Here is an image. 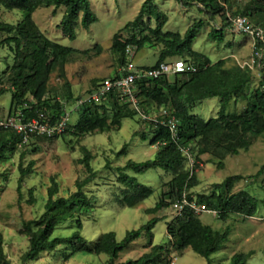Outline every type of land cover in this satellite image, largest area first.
<instances>
[{
  "label": "trees",
  "instance_id": "1",
  "mask_svg": "<svg viewBox=\"0 0 264 264\" xmlns=\"http://www.w3.org/2000/svg\"><path fill=\"white\" fill-rule=\"evenodd\" d=\"M175 2L183 7L195 3L199 6V11L209 20L220 18L224 21L221 26L213 27L207 34L208 38L217 44L223 42L225 30L231 29L226 13L231 18L245 17L254 27L264 30V0H249L236 13L228 12L229 0H175ZM0 6L8 11L16 10L23 14L22 19L16 24L0 22V35L5 36L0 40V48L6 47L13 56L8 71L0 72V76H5L8 83L6 90L0 89V96L8 92L11 97L7 115H13L18 111L23 118L29 119L35 117L38 112L44 111L52 119L59 118L64 109L72 107L82 95L73 97L67 89L64 94L65 100H56L50 104L44 98L47 93L48 78L55 69L61 71L63 64L78 51L43 36L33 23L31 14L40 8H63L64 13L59 22L61 34L73 41L76 38L77 24L87 30L97 21L89 0H0ZM146 9L149 19L157 20L159 13L155 4L152 0H144L135 18L127 22L121 30L129 28L134 30L141 25ZM160 15L162 21L156 27H144L143 30L147 34L131 33V36L124 40L119 39V32L112 36L111 50L119 55L120 65L124 62L126 46H134L137 51L144 46L160 45L155 64L142 69L157 67L170 57L185 54L191 60H182L194 66L195 72L172 75L174 78L171 82L167 80L168 77L162 76L154 80H137L135 83L140 108L146 115L147 109L152 107L155 111L161 107L174 111L177 134L176 138H171L168 129L149 123L150 137L148 139L145 135H141V140L148 141L150 146L161 143L156 148L153 159L143 162L128 160L123 166L113 169L106 160L104 168L113 171L115 182L120 184L119 188H121V197L115 202L130 208L150 197L154 192L153 188L139 183L127 172L144 174L149 170L159 169L169 173L171 178L162 183L163 189L157 201L145 210L147 214L153 215L161 209L170 207L184 195L188 203L204 205L207 210L214 211L216 218L221 222H225L229 216L246 219L254 217L258 204L264 205V193L263 198L259 200L246 190L233 192L235 184L244 179L240 175L228 176L221 183L211 184L209 191L204 194L193 196L189 190L198 184L195 171L199 168V156L203 154L213 156L218 160V169H221L222 161L226 156H235L239 150H247L254 139L264 134V58L259 62L261 78L258 87L247 95L246 88L251 82V72L247 67H225L224 60L212 63L206 56L191 49L196 35L204 26L202 20L192 23L180 36L177 32L162 31L161 26L166 17L162 13ZM258 47L264 51L263 44H258ZM87 52L83 50L80 53L87 54ZM210 98L218 100L219 110L215 117L204 120L192 114V110L200 102ZM239 100H247L243 110L240 113H226L229 103ZM73 111L77 113V120L72 124L71 120L69 121L62 136L69 129L78 135L109 132L113 127L118 129L121 120L137 116L136 112L120 101L115 93L110 94L104 103H81ZM16 146H21L19 136L11 129L0 127V161L4 160L8 151H12ZM183 147H187L193 156L190 170L183 169L187 161L180 151ZM126 149L127 144H124L115 156L124 155ZM22 157L23 154H20V160ZM90 159V154L84 150L80 164L85 168L87 176L82 180H75V190L67 197L57 195L58 185L54 178L50 179L41 215L21 224V233L27 237L28 242L27 250L20 256L21 264H31L41 253L54 251L58 247L68 248L73 253L104 254L107 256L104 264H168L170 249L174 251L190 249L210 264V256L227 242L229 228L226 227L221 232L214 231L209 226L203 225L198 215L186 207L181 215L172 217L166 223L167 245H152L151 230L160 220L156 217H152L135 230L127 231L120 241L115 239L113 232H106L100 234L95 242L89 243L80 235L82 221L79 216L95 206V198L87 195L83 190L96 176V172L89 166ZM32 165L33 163L29 162L25 168H22L21 162L18 164L19 179L16 189L18 201L22 198L20 184L22 179L32 172ZM263 172L264 164L255 175L247 178L256 180ZM261 188L264 191V177ZM33 192V188L27 190L25 204L35 203ZM66 222L73 224L74 231L68 236L53 237L56 228ZM142 235L147 238L145 248H148V251L136 259L118 262L119 253L128 249ZM251 255L252 252L235 253L225 264H246ZM0 264H11L3 253L1 239Z\"/></svg>",
  "mask_w": 264,
  "mask_h": 264
},
{
  "label": "rangeland",
  "instance_id": "2",
  "mask_svg": "<svg viewBox=\"0 0 264 264\" xmlns=\"http://www.w3.org/2000/svg\"><path fill=\"white\" fill-rule=\"evenodd\" d=\"M144 0H89L91 9L97 21L92 23L87 30L79 24L75 28L76 38L70 41L61 34L59 22L64 13L63 8H40L31 14V19L40 33L62 46L76 49L63 64L62 72L55 69L50 73L45 99L49 103L56 100H65L67 89L75 97L78 94L85 96L87 91L99 80L114 77L120 68L119 55L111 50V38L119 32V39L124 40L131 33L147 34L144 29L154 28L161 23V13L166 17L162 24V31L177 32L183 35L186 28L192 23L202 20L204 26L196 35L191 49L206 56L212 63L224 60L225 67H247L251 72V82L246 88V94L250 95L258 87L261 78L260 64L252 60L251 40L228 28L224 32L223 42L220 44L208 38V32L215 26L224 23L220 18L209 20L199 11V6L192 3L189 7H183L175 0H152L158 10L157 20L148 16L147 9L142 18V24L134 30H121L127 22L132 21L137 15L140 5ZM249 0H229L228 12L236 13ZM23 17L20 11H8L0 6V22L16 24ZM264 17V16H263ZM264 19V18H263ZM262 19V20H263ZM261 20V19H260ZM141 31V33L139 32ZM5 36L0 35V40ZM160 45L144 46L135 50L132 62L135 67H151L155 64ZM87 50V54L80 53ZM264 58V51H262ZM186 59L188 55L173 56L167 60ZM13 56L6 47L0 48V72L12 64ZM61 73V74H60ZM1 75V74H0ZM180 77V76H178ZM173 76H168L171 82ZM8 83L5 76H0V89L6 90ZM10 93L5 92L0 96V117L8 114L10 107ZM30 99V98H29ZM247 100L230 102L226 113H240ZM219 110L216 98L205 99L193 110L192 114L204 120L215 117ZM147 116L153 117L157 111L147 109ZM70 123H75L77 113L70 114ZM151 127L148 122L135 116L120 121V127H114L109 132H94L87 135L74 134L69 129L63 136L52 139L30 140L26 145L16 146L8 151L5 159L0 161V239L3 253L11 264H21L20 256L27 250V237L21 233V224L24 221L38 218L43 211L46 199V188L49 181L54 178L58 185L59 197H67L75 190V180H82L87 176L85 168L80 164L84 156V150L90 154L89 166L96 172L95 179L84 187L87 195L95 198V206L87 213L80 215L82 229L80 235L89 243L96 241L102 233L113 232L115 239L120 241L125 233L135 230L145 224L152 217L160 220L151 230L152 245H167L166 223L172 219L170 207L161 209L153 215L147 214L145 208L154 205L162 191V183L168 181L171 175L159 169L149 170L144 174H135L128 171L127 174L134 177L139 183L153 188V194L138 203L134 207H126L115 201L121 197L120 184L115 182V176L111 169L123 166L128 160L143 162L154 158L157 146H150L148 141H142L141 135L150 137ZM133 135H136L133 137ZM124 144L127 149L124 155L115 156ZM34 149V150H33ZM35 151V152H34ZM20 154L23 157L20 160ZM194 154V153H193ZM199 168L195 171L198 181L197 186L189 192L196 196L209 191L210 185L221 183L226 177L240 175L243 180L235 184L233 192L246 190L257 199L263 198L261 184L263 174L256 180L247 178L255 175L264 164V134L252 141L247 150H239L235 156H226L218 169V160L209 154L199 156ZM106 160L111 169H105ZM21 162L25 168L32 162V172L22 179L20 191L21 200L18 201L17 186L19 179L18 164ZM193 156L184 163L183 169L190 170ZM33 188L35 203L25 204L27 190ZM203 225L212 230L221 232L229 228L227 242L223 247L210 256V264H225L235 253L252 255L246 264H264V205L259 203L254 217L242 218L229 216L225 222H221L212 216L210 211L198 215ZM74 231V226L66 222L56 228L52 236L64 237ZM147 238L142 235L126 250L118 255V262L128 259H136L148 251L145 248ZM107 256L104 254L91 255L86 253H73L65 247H58L51 252L41 253L31 264H104ZM168 264H207L206 260L193 253L190 249L174 251L170 249Z\"/></svg>",
  "mask_w": 264,
  "mask_h": 264
},
{
  "label": "built area",
  "instance_id": "3",
  "mask_svg": "<svg viewBox=\"0 0 264 264\" xmlns=\"http://www.w3.org/2000/svg\"><path fill=\"white\" fill-rule=\"evenodd\" d=\"M227 19L230 21L231 29L237 33L245 35L251 40L252 46V60L254 64H258L262 59V49L258 44L264 45V30L260 27H254L247 18L236 17L231 18L226 13ZM134 46H126L124 49V62L117 71V76L112 78H104L98 84L85 94L72 107H66L62 115L57 119H52L44 111H40L35 117L25 119L20 112L0 117V127L11 129L20 138V145L27 144L34 137H45L48 139L60 137L67 129L70 121L71 112L81 103H104L108 96L115 93L120 101L126 103L129 109L136 112L137 116L143 121L152 123L153 126H162L168 129L171 138H176L177 134V120L172 109L164 107L159 108L153 117H148L140 108L139 100L135 83L137 80H154L162 76H172L177 74L195 72V67L186 63L182 59L167 60L160 63L157 67L142 69V67H135L132 62V56L135 51ZM157 143L156 146H160ZM186 159L190 160V153L187 147L180 149ZM189 208L194 214L199 215L202 212H207L204 205H197L194 202L188 203L184 195L181 200L174 202L170 206L172 217H177L182 214L184 208ZM211 214L216 215L214 211Z\"/></svg>",
  "mask_w": 264,
  "mask_h": 264
},
{
  "label": "crops",
  "instance_id": "4",
  "mask_svg": "<svg viewBox=\"0 0 264 264\" xmlns=\"http://www.w3.org/2000/svg\"><path fill=\"white\" fill-rule=\"evenodd\" d=\"M151 147H152V146H151ZM154 153H155V152H154ZM145 210H146V208H145ZM145 210H144V211H145ZM212 216L214 217V215H213V214H212ZM133 243H134V242H133ZM133 243H132V244H133ZM132 244H131V245H132ZM131 245H130V246H131Z\"/></svg>",
  "mask_w": 264,
  "mask_h": 264
}]
</instances>
